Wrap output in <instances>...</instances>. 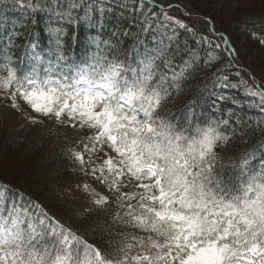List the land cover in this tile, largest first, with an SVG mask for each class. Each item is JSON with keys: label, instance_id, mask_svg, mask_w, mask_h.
Here are the masks:
<instances>
[{"label": "snow or ice", "instance_id": "snow-or-ice-1", "mask_svg": "<svg viewBox=\"0 0 264 264\" xmlns=\"http://www.w3.org/2000/svg\"><path fill=\"white\" fill-rule=\"evenodd\" d=\"M174 7L0 0L19 13L0 15V104L64 138L85 178L66 195L99 214L73 226L0 181V264H264V84L210 19L201 32ZM248 24L264 45V18ZM194 80L198 95L171 114Z\"/></svg>", "mask_w": 264, "mask_h": 264}, {"label": "trees", "instance_id": "trees-1", "mask_svg": "<svg viewBox=\"0 0 264 264\" xmlns=\"http://www.w3.org/2000/svg\"><path fill=\"white\" fill-rule=\"evenodd\" d=\"M225 1L224 7H217L213 4L212 7H206L203 6L201 0H163L164 3L172 2L176 5L171 9L170 15L179 17L198 31L206 33L208 31L206 21L210 19L216 32L227 36L231 42L230 47H235L240 65L255 75L261 84H264V45H261L258 39L252 38L247 31L250 27L248 24L250 20L264 18V1L258 10H255L253 4H248L244 0H239L232 9H229L227 6L230 7V3H228L230 0ZM186 13H191V15ZM5 14L10 18L19 16L18 12L11 10L7 13H0V15ZM41 29L42 25H37L39 38L44 43L47 38ZM84 34V29L81 28V37ZM256 70L263 75H257ZM205 71H201L199 75L203 76ZM199 83V80H194L183 92L174 94L168 105V111L173 115L179 114L188 102L198 95L196 88ZM224 94L242 95V92L240 90H224ZM202 103L204 107H207L210 101L206 98ZM228 107H232V105H228ZM0 115L2 116L0 118L8 122V127L10 126L11 130L8 136L0 137V152H5L11 160L15 161L20 157L23 149L26 156L25 163L18 168L15 166L8 171L0 169V181L10 183L21 191L32 195L33 198H39L58 218L72 216V211L66 201L62 202L58 196H52L55 189L63 191L68 187L75 186L83 179L70 171L63 159L62 149L66 146L64 138L49 134L46 128L28 125L20 118L19 113L3 104H0ZM2 121L0 120V134L4 124ZM69 135L71 136V133ZM258 139H260V135L257 133L252 136L249 145H244L240 140H236L229 146L228 151L229 153L242 151ZM98 218L99 214L97 213L84 214L83 218L73 219V222L74 226L87 228L92 226Z\"/></svg>", "mask_w": 264, "mask_h": 264}, {"label": "rangeland", "instance_id": "rangeland-1", "mask_svg": "<svg viewBox=\"0 0 264 264\" xmlns=\"http://www.w3.org/2000/svg\"><path fill=\"white\" fill-rule=\"evenodd\" d=\"M203 3V6L206 7H212V4L214 6L217 7H224L225 6V0H201ZM206 1V2H205ZM239 0H230L228 1V3H230V7L229 5L227 6L229 9H232L235 5L236 2H238ZM241 1V0H240ZM246 3L248 4H253L255 10H258L260 7H262V1L264 0H244ZM257 71V70H256ZM257 75L259 74L260 76H262L263 74L259 71H257ZM264 76V75H263ZM262 78V77H261ZM20 118H22L23 120H25L23 118V116L21 114H19ZM0 117H2L0 115ZM0 120L4 123L3 127H2V132L0 134V137H6L10 134V126L8 127V122L5 119L0 118ZM25 122V121H24ZM24 149L22 150V152L20 153V157L17 158V160H11L10 157H8L6 155L5 152H0V169L1 170H12L13 167L17 166V168L21 165L25 163V158L26 156L23 153ZM52 182H54L53 180H51ZM83 182V181H82ZM73 187H68V189H65L63 191H61L60 189H55L53 191V195L54 197L58 196L59 199L64 202L66 201V203L69 206V209L72 211V216H65L62 217V220H64L65 222L72 224L74 226V220H79L81 218H83L84 216V207H86V205L84 204V197L81 193L79 192H75L73 191L71 195H66V191L69 189H72ZM61 219V218H60Z\"/></svg>", "mask_w": 264, "mask_h": 264}]
</instances>
